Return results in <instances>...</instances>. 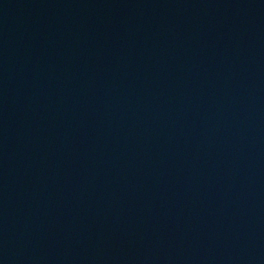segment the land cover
I'll return each mask as SVG.
<instances>
[{
	"label": "water",
	"instance_id": "water-1",
	"mask_svg": "<svg viewBox=\"0 0 264 264\" xmlns=\"http://www.w3.org/2000/svg\"><path fill=\"white\" fill-rule=\"evenodd\" d=\"M0 104L264 115V0H0Z\"/></svg>",
	"mask_w": 264,
	"mask_h": 264
}]
</instances>
